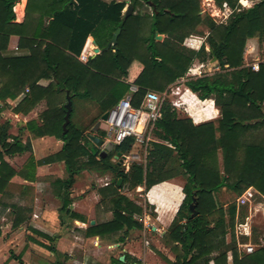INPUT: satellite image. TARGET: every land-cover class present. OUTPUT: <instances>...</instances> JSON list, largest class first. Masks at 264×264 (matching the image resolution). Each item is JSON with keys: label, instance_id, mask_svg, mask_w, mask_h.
I'll list each match as a JSON object with an SVG mask.
<instances>
[{"label": "trees", "instance_id": "obj_1", "mask_svg": "<svg viewBox=\"0 0 264 264\" xmlns=\"http://www.w3.org/2000/svg\"><path fill=\"white\" fill-rule=\"evenodd\" d=\"M19 1L0 0V100H16L25 94L13 109L15 114L23 115L46 102L42 124L30 121L25 128L37 138L50 136L63 142L61 152L44 162L65 163L69 177L61 183L67 188L86 169L82 163L85 157L89 159L87 165L116 171L115 183L102 190L104 195L111 193L117 207L115 218L92 227L90 236L141 228L134 216H142L144 210L120 195L119 189L145 186L147 191L180 177L185 181V200L165 237L174 249L178 244L184 250L176 264H228L229 252L233 264H264V247L243 258L239 255L235 227L238 214L240 220L247 216L244 208L238 211L235 201L225 209L215 197L223 188L237 198L250 189L264 197V64L259 71L244 64L248 40L258 38L264 42V0L251 9L235 12L227 23L219 25L212 18L202 16L201 0H130L135 12L145 4L152 8V14L138 11L129 16L124 14L126 2L28 0L22 26L13 23L14 7ZM214 1L219 7L227 3L232 9L238 3V0ZM38 12L40 18L35 19L33 13ZM45 17L49 25L44 34L33 39L29 57L2 55L13 31L7 28L31 23L41 26ZM201 26L210 31L211 52L205 45L197 52L183 46L188 38L199 33ZM118 30L121 33L114 47L91 57L87 63L80 60L89 37L103 50ZM157 33L167 38L158 41ZM213 58L221 71L186 79L184 84L200 100H214L221 112L218 127L213 122L195 125L191 119L180 118L166 102L154 131L161 143H151L152 161L147 167L133 165L128 173L119 170L118 163L111 167V155L102 157L101 150L75 127L74 113L68 132L64 133L68 94L73 112L77 100L91 101L98 104L102 119L130 94L131 86L138 87L131 100V105L138 108L148 91H167L186 78L196 61L203 63ZM10 129L8 121L0 124V195L17 174L4 156L28 150L18 138L15 144L8 142ZM134 142L129 138L117 145L114 152L127 155ZM120 179L122 184L117 188ZM68 196L66 191L64 197ZM194 199L198 216L192 218L190 205ZM67 200L65 210L70 204Z\"/></svg>", "mask_w": 264, "mask_h": 264}, {"label": "crops", "instance_id": "obj_2", "mask_svg": "<svg viewBox=\"0 0 264 264\" xmlns=\"http://www.w3.org/2000/svg\"><path fill=\"white\" fill-rule=\"evenodd\" d=\"M106 3L126 2L127 8L131 6L130 0H103ZM262 1V0H261ZM260 0H238L235 9H232L227 3L223 7L216 5L215 1H207L205 9H202V16L205 17L209 13L214 22L219 24L227 23L235 12L251 9L254 5L261 2ZM28 0H20L14 7L16 19L13 23L22 26L26 20V9ZM146 7H149L146 5ZM127 8L124 10L126 13ZM151 11L141 12L137 10L135 14L141 13L152 14ZM33 17H39L38 13H33ZM210 17V18H211ZM40 18V17H39ZM44 25L39 26L36 23L28 24L24 27H9L10 30L9 44L6 50L2 53L5 58H23L29 57L31 54V45L35 36H41L46 32V27L49 25L48 19L44 18ZM199 33L192 35L186 40V47L193 51H199L202 46H206V50L211 52L208 47V37L210 31L205 27ZM206 30V31H205ZM163 42L167 36L161 35ZM41 41V40H40ZM1 46V45H0ZM96 49H99L93 37H89L82 55L89 59L95 58L101 54L102 50L97 54ZM264 53V51H263ZM260 45L256 39H250L244 51V64L247 59L252 60L253 65L264 64V57L261 58ZM87 61V62H88ZM83 62V63H87ZM211 62V63H210ZM207 66L206 64H209ZM204 64L210 71L220 68L216 58L207 62H195L194 65ZM217 66V67H212ZM216 72H214L215 74ZM213 74V73H212ZM29 89H26V93ZM186 93L189 98L195 99L201 110L189 108V117L195 125H201L208 122H213L218 127V121L221 118L220 109L216 106L214 100L202 101L197 95L186 88ZM25 98V94L16 100H0V116L5 117L11 125L9 131L10 139L18 138L28 150L21 154L13 156L5 155L4 160L16 171V175L11 180L10 184L33 186V190H39L50 196L54 194L52 200H28L17 206H13L15 214L14 221L23 225L24 223L30 226L26 231L22 226H13L15 229H20L22 234L26 236L23 243L15 245L11 249V253L3 256L0 259V264H176L179 262V256L184 253V250L176 244V248L167 243L165 237L170 232L178 212L185 200L184 187L185 181L180 177L171 178L160 184L145 190V186L130 188L124 186L119 189L120 195L127 197L135 205L144 210L142 216H134V220L138 221L141 228L128 229L124 228L118 232H105L102 235L90 236L92 227L110 223L115 218L117 210L116 205L112 202L111 193L102 194V190L106 189L110 184L115 183L116 178L109 174L104 175L105 181L97 187H77V179L81 172L75 177V183L67 188L63 183L68 179L69 175L62 179H57L54 184L49 181H40L43 175H61V168L67 174L66 167L61 162H44L46 159L56 155L63 149V142L54 137L35 138L26 128V124L31 120L39 118L42 104L28 115L15 114L13 109ZM83 104L84 102L81 101ZM45 104V103H44ZM87 104V103H86ZM176 111V109H175ZM177 112V111H176ZM178 115V114H177ZM181 118V117H180ZM4 121V122H5ZM17 124L20 128L17 127ZM14 125V126H13ZM12 130V131H11ZM16 130V132H13ZM159 143V142H158ZM152 149V147H151ZM133 150V149H132ZM151 151V150H150ZM150 155V153H149ZM122 156V155H120ZM30 159V164L26 163ZM146 166L152 161L148 159ZM16 164L20 166H16ZM120 166V164H118ZM29 167V169H28ZM113 173L112 170H110ZM113 175V174H112ZM98 177V176H97ZM9 184V186H10ZM54 185V187L52 186ZM117 188L118 184L116 185ZM228 189L223 188L215 193L220 196ZM69 193L66 198L64 194ZM53 192V193H51ZM107 194V195H106ZM70 202L68 208L63 207L66 200ZM217 200V198H216ZM244 200V204H241ZM238 211L243 207L249 209V214L244 220L239 219L235 227V236L239 255L243 258L245 255L254 253L256 250L264 247V230L260 238V243L253 240L256 224L260 221L264 222V197L255 189H250L243 197L236 198ZM218 202V201H217ZM25 205H28L25 207ZM35 209H34V208ZM260 211V212H259ZM25 232V233H24ZM17 234V232H16ZM228 243L231 241V236L227 237ZM248 247H253L254 252L248 253ZM16 250V251H15ZM13 253V254H12ZM16 254V257L13 255ZM21 258V262L18 260ZM214 264V263H212ZM228 264H233L232 253H228Z\"/></svg>", "mask_w": 264, "mask_h": 264}, {"label": "rangeland", "instance_id": "obj_3", "mask_svg": "<svg viewBox=\"0 0 264 264\" xmlns=\"http://www.w3.org/2000/svg\"><path fill=\"white\" fill-rule=\"evenodd\" d=\"M205 4H206V0H201L202 9L203 8L205 9V7L207 8V6H205ZM140 11L141 12H146V11H151V10L149 9V7H146L145 4H144ZM209 13H211V12H207L206 15H204V16L205 17L206 16L207 17H211ZM201 27H202L201 31L204 30L203 28H205V26H201ZM254 39H256L258 41L259 45H260V54L259 55L262 58V57H264V53H263V51H264V42H261L258 38H254ZM183 46L186 47V41L184 42ZM187 49H189V48H187ZM210 63L206 64V65L209 66ZM245 65L247 67H252L253 66V62L250 59V57H249V59H247V62L245 61ZM211 66L212 67H217V66H213L212 64H211ZM205 71L207 73H209L207 67L205 68ZM214 71H212V72H214ZM219 71H221L220 68H219V70L216 71V73L219 72ZM186 79H187V76H186V78H184L182 80H179L177 83L171 85L168 88V96L166 98V102H169L171 104L173 102H175V101L179 102V106L177 108H175V109L177 111L178 116L181 117V118L189 117L188 116L189 115V112H188L189 108H194L196 110H201V107L197 104L196 100L189 98L187 93H186V87H185V84H184ZM171 89H173L174 91L179 90V95L175 96L173 94V92L171 91ZM161 93H164V92H161ZM43 102H41V103H43L42 104L43 108H41V112H39V118L36 119V120H31V121H37L40 125L42 124L41 115H42V113L44 111L47 110V104H46L45 101H43ZM81 103H82L81 101L77 100L75 102L74 112H72V113H74L72 122L74 123L75 127L77 129H79L80 131H82L84 136L86 135V136L89 137L90 135H96L99 138L106 137L107 134L105 132L101 133V131H98L96 134L92 132V128L97 123L102 122V119L100 118V110H99L98 104H96L94 102H91V101H88V102L85 101L83 104H81ZM6 119H7V116H5V117H1L0 116V124L3 123ZM17 127L20 128V126L18 124H17ZM13 132H16V130H13ZM35 138H37V137H35ZM152 138L155 139L154 142L161 143V141L156 139L154 134H152ZM8 142L10 144H15L16 143L12 139H9ZM154 142H150L147 147H138L137 148V147L133 146V150L127 155L120 156V154L115 153L114 151L109 152L108 155H111V157H112L111 158V164H110L111 167L114 166L115 164L117 165V163H118V164H120L119 170L123 169V170H125L126 173H128L131 170V167L133 165H140V166L145 167L147 161H149L148 160L149 159V153H150V150H151V147H152L151 143H154ZM98 149H100L101 152L104 150V148H98ZM0 151H1V149H0ZM83 160L84 161L82 163L86 164L87 167H85L86 168L85 170H87V171L84 172L83 174H81L79 176V178L77 179V183H76L77 187H79V186L83 187L85 185H87V187H97L99 185H102L105 181H108L106 179L105 180L103 179L104 178L103 176L106 175V174H109L111 176L117 177L116 171L111 173V171H110L111 169H109V170H99L96 167H93L91 165H87L88 161H89L88 157H85ZM61 163H63L62 165L65 166L64 162H61ZM26 164L27 165L30 164V159L28 160V162ZM16 166H20V165L16 164ZM63 169L64 168L62 167L61 168V173H62L61 175H49V176L48 175H44V176L42 175L40 177V181H49L50 184H54V182L57 179H62V178H65L66 176L69 175L68 173L66 174V173L62 172V171H64ZM85 170H83V171H85ZM52 186L54 187V185H52ZM24 187H25L24 185L22 186L21 184H18V183L10 184V186L9 185L7 186L5 192L0 195V259L3 256L9 255L11 253L12 247H14L15 245L19 246L22 243L24 245L23 241L26 240V236H24L23 233L20 234V235L18 234V232H22V231L20 229H15L13 227L14 225L16 226V224L18 226L21 223H19L18 221L17 222L14 221L15 214L13 212V208L12 207L13 206H17V205H19L21 203H23V205L24 204H28V203L24 202V201L28 202V200H30V201L34 200L35 201L36 199H39V200L44 201V200H52V199H54V194H53V196L51 194L48 197V196H46V194H44L42 192V190L41 191L39 190V192L34 191L33 190L34 189L33 186H27L28 187L27 189H24ZM51 193H53V192H51ZM215 197L217 198L219 206L223 207L225 209H227V207L230 204L234 203L236 198H237L236 195L233 192L229 191V190H227L221 196L219 194H216ZM236 203H237V201H236ZM27 206L28 205H25V207H27ZM243 208H244L245 213H247V215H248L249 214V209L247 207H243ZM256 225L257 226L255 228V234H254L253 240H255L256 242L260 243L259 240H260L261 236L263 235V232L260 231V230H264V222L260 221V224L257 223ZM19 226H22L25 229V231L30 227V226H28L25 223L23 225H19ZM16 232H17V234H16ZM261 245L264 246V243H262ZM13 257H16V254H14ZM18 260L21 262V258L18 259Z\"/></svg>", "mask_w": 264, "mask_h": 264}, {"label": "built area", "instance_id": "obj_4", "mask_svg": "<svg viewBox=\"0 0 264 264\" xmlns=\"http://www.w3.org/2000/svg\"><path fill=\"white\" fill-rule=\"evenodd\" d=\"M80 60L82 62H87L88 57L82 55ZM259 67L260 65L256 64L252 66V69L254 71H259ZM205 68L204 64L194 65L187 73V79L198 78L208 74ZM210 72L214 73L212 70ZM171 91L175 96L179 95V90L174 91L171 89ZM137 92L138 87L131 86L130 94L107 112L108 118L103 122L108 127V131L105 132L107 134L106 137H101L105 145L113 143L117 146L121 145L129 138H133L135 140L134 147L138 148L147 147L150 142L155 141V139L152 138V134H154L153 132L156 129V123L161 120L163 116V107L168 96V89L164 93L148 91L140 107L135 108L131 105V100L132 95ZM129 96L131 100L127 101V97ZM171 105L175 109L179 106V102L175 101ZM241 204H244V200H241ZM247 252H254V248L248 247Z\"/></svg>", "mask_w": 264, "mask_h": 264}, {"label": "water", "instance_id": "obj_5", "mask_svg": "<svg viewBox=\"0 0 264 264\" xmlns=\"http://www.w3.org/2000/svg\"><path fill=\"white\" fill-rule=\"evenodd\" d=\"M134 12V8L132 6H128L125 15L129 16L131 14H133ZM121 33V30H118L115 34L113 39L111 40V42L108 44V46L102 50V52L110 49L111 47H114L117 44L118 41V37ZM162 36L159 35L158 33L156 34V40L161 41ZM100 52L99 49H96V53L98 54ZM131 97H127V101H130ZM65 109H66V115H65V123L63 125V129H64V133L66 134L68 132V126L71 123V116H72V112H73V102L68 94L67 96V104L65 105ZM108 118V114L106 113L103 118H102V122L97 123L93 128H92V132L93 133H97L98 131H103L106 132L108 131V127L105 125V123L103 121H105ZM90 140L98 147V148H104V150L102 151L101 155L102 157H106L109 152L114 151L116 148V145L113 143H110L108 145H105V142L102 138H99L96 135H90L89 136ZM122 184V179H120L118 181V187L121 186ZM196 206H197V200L194 199L193 203L190 205V211L192 214V218H195L198 216V212L196 210Z\"/></svg>", "mask_w": 264, "mask_h": 264}, {"label": "bare ground", "instance_id": "obj_6", "mask_svg": "<svg viewBox=\"0 0 264 264\" xmlns=\"http://www.w3.org/2000/svg\"><path fill=\"white\" fill-rule=\"evenodd\" d=\"M207 1H212V0H207ZM260 212V211H259Z\"/></svg>", "mask_w": 264, "mask_h": 264}]
</instances>
